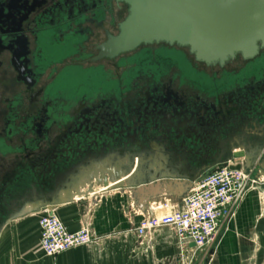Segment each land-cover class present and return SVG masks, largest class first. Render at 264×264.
<instances>
[{"label": "flooded vegetation", "instance_id": "af4514ba", "mask_svg": "<svg viewBox=\"0 0 264 264\" xmlns=\"http://www.w3.org/2000/svg\"><path fill=\"white\" fill-rule=\"evenodd\" d=\"M128 16L120 0H0V232L81 176L177 155L178 140L202 138L180 155L213 172L211 143L264 91V50L224 68L167 45L97 60Z\"/></svg>", "mask_w": 264, "mask_h": 264}, {"label": "crops", "instance_id": "0c3cea01", "mask_svg": "<svg viewBox=\"0 0 264 264\" xmlns=\"http://www.w3.org/2000/svg\"><path fill=\"white\" fill-rule=\"evenodd\" d=\"M263 95L260 98L264 99ZM240 112L241 119L225 128L227 138H215L211 143L209 149L216 155L205 156H222L223 162L216 169L240 170L251 182L259 183L238 204L234 215L223 221L216 244L198 249L193 242L180 241L172 229L157 230L143 240L136 235L134 228L143 219L161 218L182 209L196 184L181 179L162 180L133 191L95 187L94 194L77 196L73 202L53 208L69 231L88 229L94 238L90 245L57 257H48L41 249L40 215L19 217L0 233V264H264V149L252 164L256 152L252 144L256 141L259 145L264 140V100ZM220 144L227 148L228 155L232 152L243 155L236 159L226 158L225 152L218 155L216 147ZM175 145L174 150L166 144V152L180 153L182 142L177 141ZM188 145L192 153L201 146ZM231 146L234 150L229 152ZM178 156L186 161L180 171L169 167L177 164L175 157ZM199 156L144 155V159L153 160L152 169L156 172L195 177L201 174L195 159ZM139 161L136 160L137 166Z\"/></svg>", "mask_w": 264, "mask_h": 264}, {"label": "water", "instance_id": "95a60500", "mask_svg": "<svg viewBox=\"0 0 264 264\" xmlns=\"http://www.w3.org/2000/svg\"><path fill=\"white\" fill-rule=\"evenodd\" d=\"M120 1L129 6V16L120 25L118 36H110L108 41L98 48L97 60L114 59L133 53L141 47L167 45L187 49L198 63L207 67L224 68L239 57L244 61H252L264 50V0ZM261 93L264 94V91ZM260 94L252 99H246L247 108L250 105L252 107L253 103L261 104L264 99L260 98ZM178 141L182 142L183 152L189 150L188 144L191 148L194 144H204L202 138H195V142ZM261 143L260 146L256 141L252 144L256 150L252 164L264 149V140H261ZM233 150L231 146L229 152ZM225 155H228V151ZM241 155L243 153L232 152L226 158L236 159ZM136 158L140 161L135 170ZM175 159L177 164L172 163L169 167L180 171L186 161L182 160V156ZM152 161L134 155L130 158L129 165L117 164L114 168L104 167L98 172H92L91 175L81 176L72 181L64 192L56 190L51 193L50 201L39 205L35 212L39 215H42L43 210L56 213L53 208L71 203L77 196L88 197L95 193V187H104V190L112 191L124 189L133 191L162 180L181 179L197 183L205 175L181 177L177 175L178 172L159 173L152 169ZM222 162L220 156L215 166ZM92 175L96 178H92ZM18 218L8 219L2 225L1 232L6 225Z\"/></svg>", "mask_w": 264, "mask_h": 264}, {"label": "built area", "instance_id": "2783aa9c", "mask_svg": "<svg viewBox=\"0 0 264 264\" xmlns=\"http://www.w3.org/2000/svg\"><path fill=\"white\" fill-rule=\"evenodd\" d=\"M242 171L221 167L202 177L193 187L182 209L161 218L143 219L134 232L148 239L160 229H172L182 242L190 241L198 249L218 242L222 223L230 219L246 194L257 189ZM40 246L48 257H57L72 249L90 245L94 238L88 229L71 232L56 213L46 210L39 216Z\"/></svg>", "mask_w": 264, "mask_h": 264}, {"label": "bare ground", "instance_id": "6f19581e", "mask_svg": "<svg viewBox=\"0 0 264 264\" xmlns=\"http://www.w3.org/2000/svg\"><path fill=\"white\" fill-rule=\"evenodd\" d=\"M97 172V171H96ZM63 197V196H62ZM28 209V208H27Z\"/></svg>", "mask_w": 264, "mask_h": 264}]
</instances>
